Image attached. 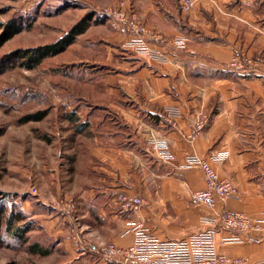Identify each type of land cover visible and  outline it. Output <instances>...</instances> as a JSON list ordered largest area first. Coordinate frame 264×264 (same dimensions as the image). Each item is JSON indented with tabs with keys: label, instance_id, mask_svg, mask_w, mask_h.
Segmentation results:
<instances>
[{
	"label": "crops",
	"instance_id": "obj_1",
	"mask_svg": "<svg viewBox=\"0 0 264 264\" xmlns=\"http://www.w3.org/2000/svg\"><path fill=\"white\" fill-rule=\"evenodd\" d=\"M126 2L164 61L129 51L125 44L131 35L120 34L114 21L83 1L89 9L87 30L99 32L86 42L98 51L107 84L93 92L95 102L66 92V107L57 106V113L68 110L62 117L73 138L65 157L67 175L50 183L57 194L51 196V210L43 195L20 203L25 216L20 224L30 225L20 245L30 255L58 257L53 264H103L97 243L130 246L129 221L147 226L159 239H180L207 228L201 219L225 209L249 217L264 213V0H195L186 12L177 0ZM177 39L185 40L184 48L175 46ZM235 55L253 63L232 70L228 64ZM53 107L45 108L46 116ZM165 108L179 112L173 125L161 118ZM200 115L207 123L189 139ZM153 139L166 140L171 161L158 158ZM187 154L207 160L237 195L218 199L212 209L191 204L189 195L204 188V176L198 168H179ZM119 194L139 195L145 204L134 213L122 212L115 201ZM229 235L217 231V252L264 264V242L222 243ZM30 247L47 253H31Z\"/></svg>",
	"mask_w": 264,
	"mask_h": 264
},
{
	"label": "rangeland",
	"instance_id": "obj_2",
	"mask_svg": "<svg viewBox=\"0 0 264 264\" xmlns=\"http://www.w3.org/2000/svg\"><path fill=\"white\" fill-rule=\"evenodd\" d=\"M83 1L0 0V25L20 24L22 27L17 35L0 46V68H4L0 70V264H53L59 260L58 257L30 255L11 235L12 230L20 224L12 222L8 231L6 217L15 212L23 214L20 203H33L38 195L50 198L48 209L51 208V196L57 194H52L50 183L67 175L65 157L69 154L70 140L73 138L72 130L62 117L68 110L62 108L63 111L57 113V106L66 107V98L63 97L66 92H74L87 101L95 102L97 97L93 92L105 88L107 84L105 79H101L105 72L98 68L96 58L100 55L97 50L90 49L86 42L88 37L98 36L99 32L91 26L87 30V27V31L63 52L46 58L33 69L19 66L12 53L61 38L86 17L89 9L84 7ZM191 1V7L183 10L180 0H177L179 9L189 11L195 4V0ZM87 2L93 8H98L95 10L98 15L101 8L122 6L131 11L147 29L126 0ZM101 16L104 17L103 14ZM2 34L0 28V37ZM90 70L95 71L91 73ZM51 106L55 107L43 120L23 121ZM63 203L67 205L70 201L63 200ZM43 210L47 211L46 208ZM166 214L164 211L163 215ZM109 243L112 242H99L97 245L102 248Z\"/></svg>",
	"mask_w": 264,
	"mask_h": 264
},
{
	"label": "built area",
	"instance_id": "obj_3",
	"mask_svg": "<svg viewBox=\"0 0 264 264\" xmlns=\"http://www.w3.org/2000/svg\"><path fill=\"white\" fill-rule=\"evenodd\" d=\"M183 10H188L191 0H180ZM101 14L114 21L118 32L131 35L125 46L138 56L154 61H164L157 46L147 38L148 30L139 23L133 13L118 8H101ZM178 49L185 47L184 39L174 42ZM253 62L246 56H233L228 64L232 70H243ZM179 117V112L173 108H165L161 118L171 125ZM207 123L206 117L196 119L192 123L189 139L196 137ZM151 149L161 161L168 162L173 156L167 149L166 140L153 139ZM216 157L215 160L223 159ZM180 169L198 168L204 176V188L192 191L189 201L193 205L214 208L218 199L233 198L237 195L235 186L228 180L220 178L209 162L194 154H187L179 165ZM115 201L120 211L134 213L145 204L139 195L119 194ZM66 210V209H65ZM202 222L208 227L189 234L180 239H159L143 224L129 221L127 232L132 231L133 242L130 246L119 247L113 243L100 248L103 264H251L246 257H231L217 252L215 236L218 230L230 232L223 237L222 243L259 244L264 242V213L257 217H249L241 212L225 209L218 216L203 217Z\"/></svg>",
	"mask_w": 264,
	"mask_h": 264
},
{
	"label": "trees",
	"instance_id": "obj_4",
	"mask_svg": "<svg viewBox=\"0 0 264 264\" xmlns=\"http://www.w3.org/2000/svg\"><path fill=\"white\" fill-rule=\"evenodd\" d=\"M88 20L89 16L87 15V17L78 22L71 30H69L58 40L48 44L17 50L16 52L12 53V58L14 57L16 61H18L17 64L23 67L24 69H33L37 67L46 58L53 57L63 52L69 44L73 43L76 36L82 34L86 30L89 25ZM0 28H2L3 30V34L0 37V46L8 39H11L15 35H17L22 29L20 24H4L0 25ZM3 69L0 68L1 71H3ZM45 116L46 110L43 109L37 111L31 116L24 118L23 121H40ZM69 119L71 120V117H69ZM24 219L25 216L21 212H15L14 215L9 214L8 217H6L8 227L7 230L10 229L12 222H17L18 224H20ZM29 228L30 225L27 223H23L22 225L20 224L18 227L12 230L11 235H13V237L16 238L20 243H25L27 239L25 234L29 230ZM28 250L31 253H39L40 255H45L47 253L43 251L41 253L37 252L35 247H30L28 248Z\"/></svg>",
	"mask_w": 264,
	"mask_h": 264
}]
</instances>
